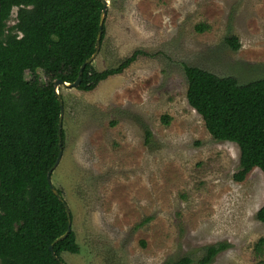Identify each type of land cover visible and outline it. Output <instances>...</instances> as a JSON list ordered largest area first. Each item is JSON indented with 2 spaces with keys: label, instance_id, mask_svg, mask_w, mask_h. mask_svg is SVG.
<instances>
[{
  "label": "rangeland",
  "instance_id": "1",
  "mask_svg": "<svg viewBox=\"0 0 264 264\" xmlns=\"http://www.w3.org/2000/svg\"><path fill=\"white\" fill-rule=\"evenodd\" d=\"M106 1L93 67L143 53L92 91L58 88L64 141L50 180L79 246L61 254L63 264H163L183 256L196 264L217 244L226 247L209 264H264V244L261 254L254 250L264 239L255 218L264 174L254 168L233 179L239 149L213 139L188 105L183 69L240 84L264 78V0ZM230 36L237 51L224 41Z\"/></svg>",
  "mask_w": 264,
  "mask_h": 264
},
{
  "label": "trees",
  "instance_id": "2",
  "mask_svg": "<svg viewBox=\"0 0 264 264\" xmlns=\"http://www.w3.org/2000/svg\"><path fill=\"white\" fill-rule=\"evenodd\" d=\"M13 8L14 23L8 25ZM101 10L99 0H0V264H63L62 253L79 252L72 229L54 242L66 232L68 221L46 179L59 151L60 107L53 84L73 83L94 53ZM104 34L103 21L100 46ZM224 41L238 50L236 37ZM141 53L134 50L116 66L100 71L86 64L77 89L92 91L122 74ZM183 69L188 105L213 139L235 143L239 149L233 179L242 181L254 168L264 174V78L240 84L234 77L195 66ZM143 131L146 144L151 132L147 127ZM63 141L61 129L62 147ZM255 218L264 224V204ZM262 244L260 238L256 253L261 254ZM225 247H206L196 264H209ZM191 263L183 256L163 264Z\"/></svg>",
  "mask_w": 264,
  "mask_h": 264
},
{
  "label": "water",
  "instance_id": "3",
  "mask_svg": "<svg viewBox=\"0 0 264 264\" xmlns=\"http://www.w3.org/2000/svg\"><path fill=\"white\" fill-rule=\"evenodd\" d=\"M99 1L102 4V10H101V13H100L98 33H97V37H96L94 53L81 65L80 70H79V75H78L77 79L73 83H67V82H64L62 80H55L54 84H53V91H54V94H55V96H56V98L58 100L59 107H60V112H59V117H58V125H57L59 151H58V156H57V159H56L55 163L50 168V170L47 172L46 179H47V182L49 184V187H50L51 191L61 201L62 205L64 206V209H65V212H66V216H67V221H68L66 232L63 235H61L60 237H58L54 242H57V241L65 238L66 235L71 230V217H70L68 206H67L66 202L62 199L61 195L52 186L51 180H50L51 173H52L53 169L58 165V163H59V161L61 159V155H62L61 129H62V118H63V102H62L61 96L59 95L58 88L61 87V86L65 87V88H77L78 85H79L80 74H81L82 69L84 68V66L86 64L92 63V61L95 59V57L98 54V51H99V48H100V39H101V33H102V25H103V21L105 19L106 9H107V1L106 0H99ZM49 250L52 252V244L49 246ZM52 255H53L54 258H56V256L54 255L53 252H52Z\"/></svg>",
  "mask_w": 264,
  "mask_h": 264
}]
</instances>
